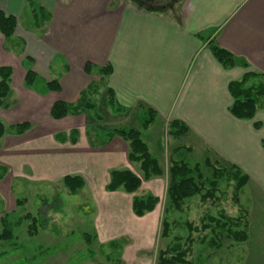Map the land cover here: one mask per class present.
<instances>
[{"label":"crops","instance_id":"crops-1","mask_svg":"<svg viewBox=\"0 0 264 264\" xmlns=\"http://www.w3.org/2000/svg\"><path fill=\"white\" fill-rule=\"evenodd\" d=\"M29 1L51 15L40 28ZM0 11L17 18L12 38L0 32V67L13 70L0 121L7 128L31 125L22 136L7 131L0 140L1 168L17 174L29 169L30 175L22 174L36 183L79 174L92 181L95 199H103L128 144L110 139L111 132L82 133L79 127L91 111L51 117L57 101L76 106L92 86L87 100L94 106L93 95L103 91L107 104L113 100L115 118L142 119V126L154 115L150 128L181 122L189 129L180 138L189 157L223 160L247 174L248 184L264 188V103L253 120H240L230 112L229 92L230 83L247 73L264 75V0H185L164 12L117 0H0ZM213 45L233 54L237 65L222 67ZM108 66L112 73L104 77L100 71ZM28 71L36 75L30 87ZM52 81L59 82V92L48 90ZM95 227L101 239L113 240L111 221L95 219ZM135 247L136 253L143 250Z\"/></svg>","mask_w":264,"mask_h":264},{"label":"rangeland","instance_id":"rangeland-1","mask_svg":"<svg viewBox=\"0 0 264 264\" xmlns=\"http://www.w3.org/2000/svg\"><path fill=\"white\" fill-rule=\"evenodd\" d=\"M104 95L103 91L93 95L91 100L95 108L86 113L83 119L86 121L79 130L82 133L87 130L89 136L100 131L112 132L116 128L140 130L164 174L144 180L140 165L129 161L125 148L119 171L128 170L139 177L142 180L140 188L133 194L120 189L111 196L107 186L105 192L104 187L97 186L96 190H103L104 194L103 199H95L93 195L97 193L92 194V181L86 178L87 185L71 194L62 180L36 183L22 174L30 175L29 169L20 174L7 170L4 179L0 180V233L6 227L11 238L0 241V264H158L159 253L169 252L177 244L187 250L190 264H264V188L259 189L255 183L248 184L240 192L239 206L233 201L232 184L223 179L214 201L203 203L195 197L187 200L184 212L173 210L168 200L171 162L184 160L191 166L199 162L207 179L212 177L211 166H204L199 157H189L181 149L186 141L170 135L164 124L142 130V119L115 118L113 105L107 104ZM263 103L261 100V107ZM150 195L159 201L154 211L142 218L135 216L134 198ZM240 207L248 211L246 227L239 228L247 233L246 242L228 239L227 229L203 230L202 225L208 217L219 218L224 211L235 218ZM165 218L170 226L168 237H163ZM95 219L99 223L111 221L113 240L101 239ZM188 223H193L199 230L191 231ZM218 234L223 238L221 246L212 248V239L215 241ZM113 244H117V248H112ZM135 244L143 245V250L136 253Z\"/></svg>","mask_w":264,"mask_h":264},{"label":"trees","instance_id":"trees-1","mask_svg":"<svg viewBox=\"0 0 264 264\" xmlns=\"http://www.w3.org/2000/svg\"><path fill=\"white\" fill-rule=\"evenodd\" d=\"M28 5L32 9V21H34V26L36 28L42 27L51 15L43 7L35 6L32 1H29ZM137 7L149 12H164V10L147 9L138 5ZM16 27L17 18L7 16L0 11V32L7 40L13 37ZM15 47L17 48V45H13V48ZM211 52L217 62L225 69H231L237 65L236 58L229 51L213 45L211 46ZM85 70L90 72V65H87ZM100 73L102 76L107 77L112 73V69L108 66L101 69ZM12 76L13 70L11 67H0V108L6 106V100L11 95ZM35 78L36 75L32 71H28L25 79L26 86H32ZM47 88L49 91L55 92H59L61 89L58 81L48 83ZM93 88L94 87L91 86L83 93L81 99L85 102H81L76 106L69 105L65 101H57L52 107L51 117L55 120H61L71 114L81 115L86 111H92L95 106L88 102L87 99L91 95ZM229 92L234 99V103L230 108L231 114L240 120H253L261 107V100H264V75L247 73L242 80L230 83ZM108 93H111V91L108 90ZM111 104H113V100H111ZM150 114L153 115V111H151ZM154 121L155 116L153 115L142 123L141 129L148 130ZM255 125L256 128L259 127V124ZM30 129L31 125L29 123L17 124L7 128L3 122L0 121V140L5 136L7 131L13 136H22ZM168 131L170 135L180 139L188 133L189 129L185 124L173 121L169 124ZM115 137L120 138L128 144V159L131 163L140 165L144 180H150L153 177H160L164 174L159 160L151 153L148 144L142 138L140 130L133 128H116L110 133V139ZM181 149L188 153V149L183 147ZM203 164L207 167L211 166V179L204 177L202 165L200 163L191 166L184 160H174L171 162L168 200L173 210L184 212L187 200L195 197H199L203 203L214 201L219 192V185L223 179H225L228 184H232L233 201L236 205L240 206V192L249 183V176L241 169L223 160L212 161L207 157ZM0 171H3V173L0 172V180H2L7 170L0 167ZM63 183L71 194H76L86 185L84 178L79 175L67 176L64 178ZM141 184L142 180L128 170L113 171L110 176V184L107 186V191L116 192L122 189L128 194H133L138 191ZM158 202V199L151 195L147 198H134L133 212L135 216L142 218L153 212ZM17 203H19V201H17ZM239 212V215L235 218L227 216L224 211L220 213L219 218L208 217V221L202 225L203 230H210V232H213L215 228L222 230L227 229L225 235L228 239L238 243L246 242L248 240V235L244 230H239V228L242 227V225L246 227L248 211L240 207ZM242 222L245 223L242 224ZM162 224L163 237H168L170 226L166 218ZM34 226L35 224H32L31 227L35 228ZM188 227L191 231L199 230L193 223H188ZM10 238V231L8 228L4 227L3 231L0 233V241ZM222 239V236H219V234L215 241L212 239V248L213 246H221ZM112 248H117V244H113ZM170 250L169 252L165 250L159 253L158 264H190L187 260L188 252L187 250H183L180 244L175 245Z\"/></svg>","mask_w":264,"mask_h":264},{"label":"flooded vegetation","instance_id":"flooded-vegetation-1","mask_svg":"<svg viewBox=\"0 0 264 264\" xmlns=\"http://www.w3.org/2000/svg\"><path fill=\"white\" fill-rule=\"evenodd\" d=\"M126 1L134 5H138L147 9L154 10H175L180 7V5L185 0H117Z\"/></svg>","mask_w":264,"mask_h":264}]
</instances>
